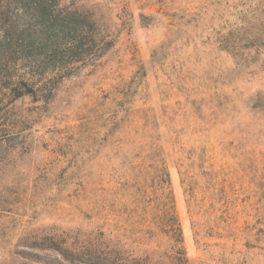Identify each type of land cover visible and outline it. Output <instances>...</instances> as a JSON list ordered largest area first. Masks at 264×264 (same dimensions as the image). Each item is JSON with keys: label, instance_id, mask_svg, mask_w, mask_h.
Returning <instances> with one entry per match:
<instances>
[{"label": "rangeland", "instance_id": "1", "mask_svg": "<svg viewBox=\"0 0 264 264\" xmlns=\"http://www.w3.org/2000/svg\"><path fill=\"white\" fill-rule=\"evenodd\" d=\"M9 8L0 264H264V0Z\"/></svg>", "mask_w": 264, "mask_h": 264}, {"label": "trees", "instance_id": "2", "mask_svg": "<svg viewBox=\"0 0 264 264\" xmlns=\"http://www.w3.org/2000/svg\"><path fill=\"white\" fill-rule=\"evenodd\" d=\"M11 2L12 0H0V59L16 62L22 59V56L17 55L19 48L22 49V52L28 54L33 52L34 38L31 30H35L32 29L33 26H31L32 24L29 21L20 23L16 19L18 16L14 17L15 15L12 14L13 12L9 8ZM31 5L33 4H26L25 6ZM32 10L26 12V17H29L31 20L34 19L37 23L36 27H46L48 23H54L60 15L55 14L53 10L46 9L37 4L33 6ZM169 264H187L185 252L182 248L174 250V254L170 256Z\"/></svg>", "mask_w": 264, "mask_h": 264}]
</instances>
